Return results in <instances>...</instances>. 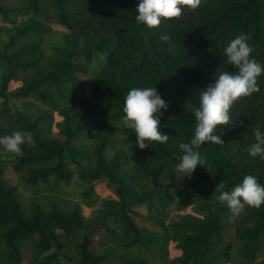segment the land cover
I'll list each match as a JSON object with an SVG mask.
<instances>
[{"label":"trees","instance_id":"obj_1","mask_svg":"<svg viewBox=\"0 0 264 264\" xmlns=\"http://www.w3.org/2000/svg\"><path fill=\"white\" fill-rule=\"evenodd\" d=\"M138 2L0 0L1 19L12 25L8 41L0 46V136L22 131L31 133L33 141L22 146L14 170L23 185L47 186L54 179L51 191L60 190L72 178L66 156L81 153L87 158L80 165L81 197L88 206L101 204L94 221L86 219L80 205L71 208L58 201L46 208L32 200L27 215L19 188L5 179L7 165L0 157V264H21L22 250L31 255L27 264H64L63 259L72 264H264V257L258 263L264 256V204L248 208V223L237 226L226 242L230 210L214 192L221 182L231 191L248 174L264 184V160L247 152L258 123L264 132V73L258 78L260 91L240 98L231 110L232 122L217 126L225 143L200 147L209 170L197 166L177 203L180 212L189 206L192 212L165 220L166 208L175 201L166 180H175L183 155L178 145L194 136L190 106L198 105L200 92L215 82L216 73L236 71L224 56L228 41L248 34L252 57L264 64V0H206L196 10L185 7L179 18L162 19L154 29L136 22ZM13 13L28 16L16 23L9 18ZM53 22L65 28L66 46L47 52L43 42ZM165 34L168 42L160 40ZM97 55L107 62L91 81V96H77L76 72H85L84 63ZM14 82L19 84L12 89ZM155 86L169 105L161 110L159 125L169 140L142 150L134 130L122 125L124 98L134 87ZM55 96L68 104L78 102L77 116L70 108L63 110ZM12 98L46 107L36 113L13 111ZM52 110L64 115L65 139L51 137L43 128ZM83 135L94 142L80 152L75 140ZM102 178L118 199L101 200L95 194L93 185ZM140 206L158 226L152 233L141 230L132 216ZM111 218L121 224L119 231L107 225ZM114 243L126 254L122 260L107 249ZM172 243L180 256H171Z\"/></svg>","mask_w":264,"mask_h":264},{"label":"clouds","instance_id":"obj_2","mask_svg":"<svg viewBox=\"0 0 264 264\" xmlns=\"http://www.w3.org/2000/svg\"><path fill=\"white\" fill-rule=\"evenodd\" d=\"M206 3V0H139L135 9V20L149 29L159 27L163 20L179 18L186 8L196 10ZM170 36L161 35L160 40L168 42ZM248 34H237L228 41L224 48L227 63L236 71H224L217 75L214 83H209L199 94L198 105L190 106L195 116L194 136L190 142L179 143L183 155L177 164L183 176L191 177L197 166L208 169L206 159L199 151L206 142L223 145L222 136L216 134L217 126H227L232 122L231 110L234 104L243 97L259 92L258 78L264 73V64L258 62L251 53ZM168 102L162 97L157 87H134L124 98L122 125L134 130L136 144L140 149H146L153 142L166 143L169 135L160 130L162 111L168 108ZM261 124L253 129L255 142L247 152L252 157L264 160V132ZM33 145L31 133L13 131L10 135L0 136V146L8 152L20 153L25 144ZM209 170V169H208ZM214 192H218L217 200L225 204L233 218L238 217L246 208L261 207L264 204V184L258 178L248 174L243 177L231 191L224 190L221 182Z\"/></svg>","mask_w":264,"mask_h":264},{"label":"rangeland","instance_id":"obj_3","mask_svg":"<svg viewBox=\"0 0 264 264\" xmlns=\"http://www.w3.org/2000/svg\"><path fill=\"white\" fill-rule=\"evenodd\" d=\"M28 15L25 14H10L9 18L10 20L19 23L22 20H25ZM12 28L11 24L5 23L2 21L0 16V46L4 45L8 39L10 34V29ZM66 33L65 28L56 23L53 22L51 24V31L50 33L45 37L43 45L47 52H50L51 49L55 46H66V43L64 41V35ZM79 62H82L83 60H78ZM106 57L104 55H97L92 63L85 64L86 71L76 72V77L80 80V89L78 91L77 96L84 95L85 97L91 96V81L92 79L103 69V67L106 65ZM19 82H14L12 84V89H15L18 86ZM82 93V94H81ZM55 99L57 102L61 104L62 109L63 108H70L73 112L75 117L77 116V111L79 109V103L74 104H68L65 102L64 99H62L60 96H55ZM11 109L13 111H24V112H37L39 107H46L43 103L33 100V99H15L12 98L10 101ZM65 110V109H63ZM48 124H44L43 128L46 129L47 134L51 137H56L60 139H65V136L61 133L62 124L64 121V115L59 111H51L50 112V119ZM76 145L78 147V150L81 152L84 149H90L93 144V138L90 135H83L76 140ZM20 156V153H11L8 151H0V157L1 162H4L3 164H6L7 167L5 169V179L10 184L15 185L19 188V197L22 202V209L23 211L29 215L31 212L30 204L33 201L41 203L44 207H49V205L55 201H58L59 203L66 202L69 204V207H73L75 205H80L82 207L83 214L86 216V219L88 221H94L98 218V211L101 207V204L98 203L94 206H88L83 201V198L81 197V191L85 188H83L82 180L80 177L81 172V166L80 165H86L87 158L79 153L77 157L75 156L70 157L69 155L66 156L67 158V169L71 171L72 178L71 182L69 184L63 185V187L60 190L51 191L50 187H52L54 183V179H50L47 186H44L42 184H38L36 186L30 184L31 187L21 184L19 180V175L14 170V165L17 163L18 157ZM26 173L23 172V174ZM184 174L179 172L178 170L175 173V180L174 179H167L166 180V189L175 197V201L171 203L167 208L165 212V220L167 222L178 220L180 218V214H187L192 212L191 206L184 209L182 212H180L177 208V203L179 200V197L183 191V189L187 186L188 181L192 178L188 176H183ZM95 194L100 197V199H118L117 195L113 191V189L108 184L107 178H102L98 181H96L93 185ZM250 208V206H246L245 210L238 216L233 218L231 216V212L225 215L227 229L225 230V237L226 242L233 238V235L235 233V229L239 225H243V222L248 223V214L247 210ZM138 211L137 214H133L132 216L136 222V224L141 228V230L145 231L146 233H152L155 230L158 229V226L155 224L154 221H151L147 219V210L144 206H140L136 209ZM107 225L110 228H113L117 231L121 229V224H118L114 221L113 218L109 219L107 221ZM102 229L99 230L96 235L99 239L102 234ZM171 256L177 257L180 256V250L175 246L174 243L171 244ZM107 249H111L116 252L117 257L119 260H122L126 254L122 253L121 251L116 250L117 249V243H114L113 245H109ZM23 253V262L21 264H27L31 260V255L26 250H22ZM264 256H259L258 263L263 259ZM72 260H76V255L72 253ZM64 264H72L71 261L63 259ZM118 262H114V264H117ZM218 264H224V263H218Z\"/></svg>","mask_w":264,"mask_h":264}]
</instances>
